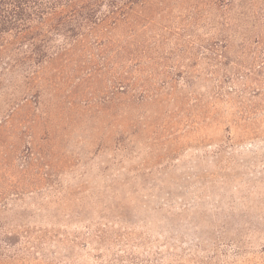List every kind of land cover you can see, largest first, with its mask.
<instances>
[{"label": "rangeland", "instance_id": "rangeland-1", "mask_svg": "<svg viewBox=\"0 0 264 264\" xmlns=\"http://www.w3.org/2000/svg\"><path fill=\"white\" fill-rule=\"evenodd\" d=\"M127 17L112 48L136 79L112 63L0 77V264H264V79H222L206 55L246 64L264 0Z\"/></svg>", "mask_w": 264, "mask_h": 264}, {"label": "trees", "instance_id": "trees-1", "mask_svg": "<svg viewBox=\"0 0 264 264\" xmlns=\"http://www.w3.org/2000/svg\"><path fill=\"white\" fill-rule=\"evenodd\" d=\"M137 3L138 0H0V77L21 68L19 77L36 79V70L45 63H102L104 67L112 63L121 68L120 73L113 74L114 79H136L138 64L133 52L112 47L115 32ZM246 52V64L230 59L226 44L206 55L214 71L223 74L222 79H264V37L257 36ZM100 70H88L85 76H97ZM116 82L119 86L122 81Z\"/></svg>", "mask_w": 264, "mask_h": 264}]
</instances>
